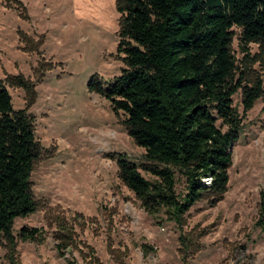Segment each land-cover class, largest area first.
<instances>
[{"label": "rangeland", "instance_id": "374dc122", "mask_svg": "<svg viewBox=\"0 0 264 264\" xmlns=\"http://www.w3.org/2000/svg\"><path fill=\"white\" fill-rule=\"evenodd\" d=\"M118 3L0 0V80L12 108L31 118L41 150L30 174L36 210L12 229L36 227L42 236L16 238L13 252L0 244V264H264V223L257 224L264 95L246 112L241 89L233 95L241 131L230 148L226 190L216 204L190 206L182 226L164 210L148 214L119 180L118 153L153 178L140 167L144 150L127 135L124 115L87 86L92 76L109 83L124 67ZM233 31L236 65L264 87V45L243 44ZM18 75L31 87L12 84ZM175 177L182 196L184 178Z\"/></svg>", "mask_w": 264, "mask_h": 264}, {"label": "trees", "instance_id": "16d2710c", "mask_svg": "<svg viewBox=\"0 0 264 264\" xmlns=\"http://www.w3.org/2000/svg\"><path fill=\"white\" fill-rule=\"evenodd\" d=\"M118 11L124 67L109 83L92 76L87 86L124 115L127 135L144 150L140 167L153 178L118 153L119 180L148 214L164 210L180 227L190 206L216 204L226 190L230 147L241 131L233 95L241 89L243 112L264 95L261 79L247 80L230 52L233 28L241 43L264 45V0H119ZM9 80L31 87L21 75ZM40 155L31 118L12 108L0 80V244L11 252L16 238H42L36 227L12 229L36 210L30 174ZM176 173L184 178L182 196ZM258 210L263 224L264 175Z\"/></svg>", "mask_w": 264, "mask_h": 264}, {"label": "built area", "instance_id": "2783aa9c", "mask_svg": "<svg viewBox=\"0 0 264 264\" xmlns=\"http://www.w3.org/2000/svg\"><path fill=\"white\" fill-rule=\"evenodd\" d=\"M203 182L208 185L210 183V179L209 178H206V179H203Z\"/></svg>", "mask_w": 264, "mask_h": 264}, {"label": "water", "instance_id": "95a60500", "mask_svg": "<svg viewBox=\"0 0 264 264\" xmlns=\"http://www.w3.org/2000/svg\"><path fill=\"white\" fill-rule=\"evenodd\" d=\"M231 148V147H230Z\"/></svg>", "mask_w": 264, "mask_h": 264}]
</instances>
